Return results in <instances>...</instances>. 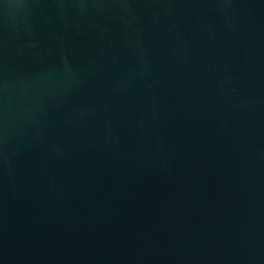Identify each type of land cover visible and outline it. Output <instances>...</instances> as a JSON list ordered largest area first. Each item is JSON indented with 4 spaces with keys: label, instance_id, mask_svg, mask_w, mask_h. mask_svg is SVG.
I'll list each match as a JSON object with an SVG mask.
<instances>
[{
    "label": "water",
    "instance_id": "1",
    "mask_svg": "<svg viewBox=\"0 0 264 264\" xmlns=\"http://www.w3.org/2000/svg\"><path fill=\"white\" fill-rule=\"evenodd\" d=\"M0 264H264V0H0Z\"/></svg>",
    "mask_w": 264,
    "mask_h": 264
}]
</instances>
